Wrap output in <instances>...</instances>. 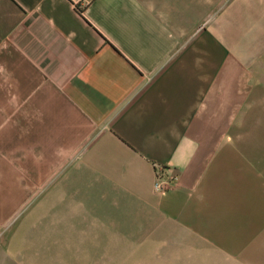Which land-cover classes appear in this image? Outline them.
<instances>
[{
  "label": "crops",
  "instance_id": "crops-1",
  "mask_svg": "<svg viewBox=\"0 0 264 264\" xmlns=\"http://www.w3.org/2000/svg\"><path fill=\"white\" fill-rule=\"evenodd\" d=\"M262 117L264 0H0V264H264Z\"/></svg>",
  "mask_w": 264,
  "mask_h": 264
},
{
  "label": "built area",
  "instance_id": "built-area-1",
  "mask_svg": "<svg viewBox=\"0 0 264 264\" xmlns=\"http://www.w3.org/2000/svg\"><path fill=\"white\" fill-rule=\"evenodd\" d=\"M76 10L81 11L91 0H69ZM176 181V174L170 172L166 166L156 165L154 191L165 192L171 189Z\"/></svg>",
  "mask_w": 264,
  "mask_h": 264
},
{
  "label": "rangeland",
  "instance_id": "rangeland-1",
  "mask_svg": "<svg viewBox=\"0 0 264 264\" xmlns=\"http://www.w3.org/2000/svg\"><path fill=\"white\" fill-rule=\"evenodd\" d=\"M258 113V112H257ZM259 114V113H258ZM254 115V114H253ZM260 120H262V127L259 126L258 129H262V134H263V137H264V117H262ZM252 119H248L247 121V127L249 126V124L251 123ZM250 143V142H249Z\"/></svg>",
  "mask_w": 264,
  "mask_h": 264
}]
</instances>
